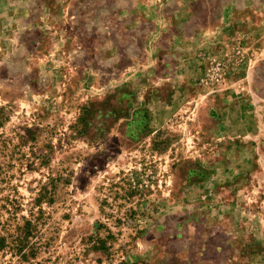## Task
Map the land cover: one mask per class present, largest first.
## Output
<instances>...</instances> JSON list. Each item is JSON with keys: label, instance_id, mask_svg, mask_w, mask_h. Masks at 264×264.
<instances>
[{"label": "rangeland", "instance_id": "374dc122", "mask_svg": "<svg viewBox=\"0 0 264 264\" xmlns=\"http://www.w3.org/2000/svg\"><path fill=\"white\" fill-rule=\"evenodd\" d=\"M0 264H264V0H0Z\"/></svg>", "mask_w": 264, "mask_h": 264}, {"label": "trees", "instance_id": "16d2710c", "mask_svg": "<svg viewBox=\"0 0 264 264\" xmlns=\"http://www.w3.org/2000/svg\"><path fill=\"white\" fill-rule=\"evenodd\" d=\"M0 242H1V239H0Z\"/></svg>", "mask_w": 264, "mask_h": 264}]
</instances>
